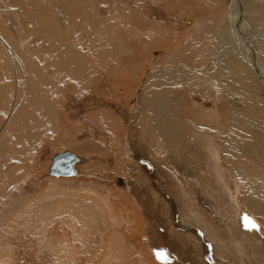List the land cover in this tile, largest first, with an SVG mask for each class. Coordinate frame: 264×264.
<instances>
[{"label": "bare ground", "instance_id": "6f19581e", "mask_svg": "<svg viewBox=\"0 0 264 264\" xmlns=\"http://www.w3.org/2000/svg\"><path fill=\"white\" fill-rule=\"evenodd\" d=\"M43 1L47 2L48 0H41V2L39 1V4H36L35 0H10V2H6L7 5L5 6L11 4L13 6L12 9L15 11L12 10L11 12V9L8 7H4V5L2 6L4 8L0 9L1 20L8 26L6 28L8 33L6 32V30L0 27V41L2 42L0 44V183L2 184V187L0 188V196L4 200L8 199L11 196L18 195L22 190L20 188V184L23 181H30L29 179H33L35 176H38L39 172L33 176L32 170L29 168V166L32 164L31 167H34L35 165L36 170L38 162L36 161L37 157H35V154L29 156L28 158L26 157L25 154L29 152V148L30 150H36L37 148H44L47 145H53L57 146L60 149L70 148L71 150L75 151L81 149V146L77 143V140H80L81 138L82 131L80 130L82 129L79 130V125V128L69 126V123L67 122L69 114H67V116H64L61 112V106H65L66 102V100L63 99V93L68 94L73 92L74 90L78 92L77 89L83 90L84 88V90L87 91L86 88L88 87V85H92L93 88H91L93 90L95 89V86L98 87L99 83L97 82L100 81L99 76L101 75V73L103 74L106 71H101L99 69V72L96 73L97 77L95 75L93 76L94 70H92L91 67H93L94 64H90L89 60H98L100 63L105 62L103 65L108 63L109 60L107 55L95 53V51L101 52L102 50H104L103 41L109 38V36L112 38L116 37L117 39L124 37V35L126 34L125 30L123 32L120 31L118 34H116L113 30V27H110L109 25L110 23L115 25L122 21L124 22V25L125 23L129 25L128 19L123 17V11L122 13L119 12L118 7L120 5H125L126 8L131 7L132 9V6H130L131 0H129V2H120L119 0H61V5L56 4L53 7V14H55V12L58 10L64 12L65 16L70 19L69 23H65L63 26L62 20L60 21L61 23L59 22L60 24H57L55 20L53 21V18L50 16V6L48 5V7L47 5H45L47 3H44L43 6ZM117 1H119L120 3H117ZM214 1L215 0H207L208 8L212 5V8L215 9V5L212 4ZM233 1L234 5L237 4V9H233L234 11L228 18L229 36H216V34H220V32L217 30L215 32L216 28L213 26L214 24L211 26H207L208 24H210V22L205 19H201L199 21L196 20L197 22L194 21L196 23V27H200L201 31L205 32L204 34H207L212 39H214V37L216 36L219 45H221L215 49L216 52L213 51V54L210 53V58H205L203 61L202 59H200L201 57H199V55H190V58L188 59L187 51L189 49H187V47L186 50L180 47L181 51H179V49L175 50L178 46L175 47V49H168L167 52L166 49L163 51L160 50L162 55H159L156 58H152V63L159 61L160 64H162L163 68H161V71L157 69L159 72L157 71L156 73H154L153 70L150 71L154 74H149V88L147 86V88H145L143 92H141L142 90L140 91V94L143 98L137 96L139 97L137 98V101L135 99L136 102L133 101L134 104H132V102L130 105H128V107L125 106L127 105L126 100L128 101V99L126 98L127 96L124 97V95L122 94V98H119V94H116L120 93L121 87L117 86L116 83L113 82H111L113 84H111L110 86H113L112 94L116 96L117 101L121 103V106H118L120 108H122L123 106L127 108L123 111V116L128 112L141 114V110H147L148 116L150 114L149 118L151 120V128H148L150 136L154 138V141L157 140V142H162L163 147L167 151L166 153L169 154L168 157H175V159L178 160L177 162L175 160L173 161L174 164L175 162L177 163L176 166L182 173L186 170L187 172L192 173L191 175H196L193 174L196 169L198 170L199 174L200 170H203V174L207 170L210 173L211 177L215 175L219 177V179L224 180V182L221 185L218 184L217 187L220 189L221 193L224 192L225 198L227 199L228 203L232 208L235 209L234 213L237 215V219H235V221H237L238 224L237 230L243 233V236L250 242V245H252V250L245 252L243 251V249L241 250L240 246L238 248L236 244H233V251L230 252L228 251L227 247L223 245L224 242L221 239L222 237H218L211 230L204 231L198 228V233L200 232L201 235H204V237L206 236L207 238L208 236L211 237L212 241H210V244L216 247L219 251H222L223 254L226 253L227 260L220 261L225 262V264H264V233H262L261 229H258L259 227L256 231L252 228H249L244 220V216L246 217V214H244V212H240L243 209L250 211L251 209H253L255 211L253 213L256 215V219L264 227V222H262V220L264 219H260L261 215L264 216V60L261 56L264 55V0H250L246 5H244V0H242L241 2L240 0ZM51 3L53 2L51 1ZM247 7L248 9H246ZM103 11L109 12H106V14L108 15L104 17L102 14ZM131 11H133V9ZM21 12H23L22 17H16L19 13L21 15ZM13 14L15 16H13ZM142 15L144 16V14ZM215 17H218V15H215ZM214 18L209 19L213 20ZM18 20H21L22 22L25 21L24 24H27L28 27H21ZM46 20L48 22H46ZM204 21L208 23H205ZM79 22H83L84 25L87 26L83 33H79L76 30L78 28ZM192 22H187V25H192ZM62 27L64 28V30L62 29ZM23 29H26L25 33L29 34V41L22 40L21 34H23ZM144 29H146V27H144ZM90 31L91 33L97 34L98 37L89 36L88 33H90ZM162 34L160 35L162 36ZM165 34L164 36H166ZM41 40L45 41L50 49H48L47 51H42V54H45L44 57H42V54L39 55L34 51L35 47L39 43L38 41ZM119 42L120 39L117 41V44ZM48 43H51V46ZM18 46L22 47L21 49L25 51V54L31 53L30 56H25L22 52L19 53ZM146 47L148 48V46ZM203 49V47L201 49H198L199 52L196 53H202ZM4 50L10 55V60L8 58L6 59ZM207 51L211 52V50L208 49ZM17 53H19V58L17 57L18 55H16ZM208 54L209 53L207 52L206 55L208 56ZM27 57H29L31 60ZM8 61L12 63V67L7 70L6 68L9 67ZM88 90H90V88H88ZM96 91L97 90L95 89L93 93H95ZM73 93H71L72 96L75 95ZM71 94L69 95L71 96ZM56 98H58V101L55 100ZM186 98H190L192 103V106L189 108V112L194 114L192 119L176 117L174 115V112H185V115L188 113L187 109L180 104ZM98 111L91 112L87 109L85 115L88 122L92 124L95 123L98 126V131H96L97 133H91L92 137H95L96 139L98 138L97 134L105 133L107 135V131L113 132L115 129H118L120 131L118 127L123 126V116L121 118H118L112 116L111 113H101L100 111ZM56 112L59 116L60 121L54 120V113ZM75 115L77 114H74V116ZM81 115L82 110L79 111L78 117H81ZM191 127H195L200 130V132L206 138L211 140V143L217 141V144H212L210 147L216 153L214 158H216L219 162H212V165H210V160L207 161L198 158L202 157L206 150L202 154L197 147L196 149H194V147L192 148L189 146L192 143L189 133V131L192 130ZM139 130L141 131V134L147 137L146 133L148 131L146 129L145 130L147 132L142 129ZM50 131H52V134ZM134 133L135 132H132L128 135V137L135 140L133 147L128 148V151H130L131 155L133 154V152L135 153V155L137 153H143V151L147 153L146 156L142 159L146 162H142L143 164L139 168L140 172L143 173L146 177H149L150 182L156 180L157 182L155 183H157L156 186L158 190H160L164 194L166 193V195L172 197V199L173 197H176L182 201V199L186 196L184 191L185 189L182 187V183H180L181 180L175 179L174 175H168V172H166V179L169 178V181H163L162 173L164 171V168L160 169L161 166L160 168H157L155 164L156 162L152 163L154 160L150 158L151 156L153 157L155 150L153 151L151 149V151H149L148 149L151 147H148V149H146V147L137 140L140 135L136 137V134ZM109 134L111 135V133ZM52 135L55 138H59V140L54 139ZM84 135L86 134H83V136ZM101 139L98 140L100 141ZM154 141L152 140V143ZM104 142L107 143V141H105V137ZM116 142L117 139L115 137L112 139V141H109V146L113 145L114 147V145H116ZM148 143L151 142L149 141ZM193 143L195 146L197 144V140L195 142L193 141ZM110 148H112V146ZM120 151H122V149ZM120 154L121 153H119V155ZM73 155L78 159V161L74 164L76 174L73 175L77 176L78 171L76 169V166L77 164L81 163L82 160L75 154ZM137 156L139 158L142 157L139 155ZM124 157V160L128 162V168H130V171L133 172L134 166L130 165L132 164L130 163V159L132 158L127 154H125ZM189 158L190 162H188L187 160ZM191 159H193V163ZM159 163H157V165ZM194 165L196 169L194 168ZM211 166H213V170ZM181 168L183 169L181 170ZM130 171H128L129 177L125 179H127V181L129 180L131 185L133 182H135L137 185V182L135 180L137 175L136 173H130ZM127 181H125L124 179L119 180L120 183H118V185L121 187L124 186L125 188L128 187L132 190V192L135 193L133 202L136 206L134 205L135 209L133 210V212L136 213V208H139L138 210H140V206L156 212L155 206L163 205V203H161L160 197H158V194H156V192L159 191L152 190L151 188H141V186L140 188L131 186ZM84 183H82L83 187H85ZM174 188H178L180 193H176L174 191ZM24 190L27 191V193L29 191V189L26 187L24 188ZM82 190L84 191L83 188ZM147 190L148 192H145L146 194H144L143 191ZM78 192L77 194L74 192V195H76L75 198L70 195L71 193H69L70 199H72V201L69 200V203H75L84 207H94L93 204H91L89 201H91L92 203H97V198L89 195H84L86 193L81 194L79 192V194ZM93 193L95 192L93 191ZM197 193H200L198 188ZM95 195L98 196L99 194L95 193ZM142 195H145L146 198H143ZM141 198H143L145 201L143 202V199ZM162 200L165 203L164 197ZM25 201H27V199L23 198V202ZM31 202H28L26 204L30 203V211H33L31 209L33 203ZM35 203L36 202H34V204ZM35 205H33V209L36 212L38 210H35L37 206ZM193 208L195 207H192L190 205L187 207L188 214L184 216L190 218H188V220L186 221L193 223L195 222L196 217V221L198 220L200 224H202V220L197 218V216H199L197 212L196 214L191 215ZM39 212H41V209ZM146 213L150 216L149 212L146 211ZM29 214L26 216L29 217L31 215ZM37 214L34 213V215ZM139 214L141 215V217H145L144 211L140 212ZM60 216L62 215L60 214ZM141 217L139 221L140 223L138 225L142 230H144V222H146V226L148 228V221H143V218ZM31 218L34 217L31 216ZM93 218L94 217L86 220V218L80 217L78 218V220H76L73 215H68V217H63L60 220V224H65V227H68V231H70L69 228L78 227L77 229L72 231L74 233L76 232V230H84L86 228L87 222L91 224V222L96 219ZM130 218L131 216L127 217L128 221L126 219V221H124L130 222L132 224V221L136 219V217L132 221L130 220ZM27 219L24 222L23 220L21 222L19 221V223H21V226L22 223L24 224L26 222L28 226L29 219ZM70 219H72V221ZM64 220H66V222H64ZM116 221L114 222L115 224L111 226H114L113 230H111L112 232L110 231V229L107 230L109 227L105 230L107 233L111 232L110 235H103L104 228L97 232L98 234L100 232L102 233L100 237L98 235L95 236V241L100 240L99 246L97 245L95 250L93 249L94 243L92 242L86 241L84 244H82L83 248L86 245V247L89 246V249L87 248V255H85L88 259V264H134L133 262H135V253L132 252L133 250L131 251V249L133 248L127 247L126 244L122 245V243L125 242H123V240H126L127 238L124 237L122 242H117L118 236L116 234L118 233H116ZM118 221L120 222V219ZM52 222L55 221L52 220ZM63 224L61 226L62 228ZM51 225H53V223H51ZM119 227L120 226H118V228ZM172 227H174V225H172ZM177 228L182 229V226H178ZM91 229L92 228H90L89 230ZM125 229L133 231V229H131V225H127ZM121 231L124 232V229ZM115 235L117 236L116 240ZM118 235L119 237L122 236V234L120 233ZM146 236L148 237H146L145 245L149 246L150 248H152V246H158V250L155 249L156 256L165 253V255H170V257H166L170 258L169 261H167L164 257L160 258L161 262H164L165 264H197L196 262H193L194 260L192 261L191 259H189V256V258L186 257V255L190 253L184 254L182 252H179V248L177 249V247H181L180 245H176L173 248L168 247L169 250H171V252L169 251L168 253L167 246L159 245L158 241L155 239L152 240L151 236L148 234ZM122 237L120 239H122ZM119 242L121 243L119 244ZM152 242H154L155 244H152ZM12 248L11 250H13ZM101 249L104 250V253L102 252V255H100ZM187 249L188 248H186V250ZM41 250L42 249L40 248L39 252H41ZM202 252L204 253V251ZM15 254L19 255L18 252H15ZM137 254L139 264H145L147 261V257L144 258L145 255H143L142 252H139ZM193 254H191V257L194 256ZM197 254L199 256V253ZM70 255H72L70 257H74L73 254ZM63 257L65 258V260L67 259L65 255H62V258ZM5 259H7V256H1L0 264H2L1 262ZM57 259L59 258L57 257ZM61 259H59L58 262L60 264L62 263V261H64H61ZM200 259H202V257ZM200 259L198 260L200 261ZM51 260H53V258ZM213 260L214 258H212V261Z\"/></svg>", "mask_w": 264, "mask_h": 264}, {"label": "rangeland", "instance_id": "374dc122", "mask_svg": "<svg viewBox=\"0 0 264 264\" xmlns=\"http://www.w3.org/2000/svg\"><path fill=\"white\" fill-rule=\"evenodd\" d=\"M39 1L41 2V0ZM39 1L35 0V3L39 4ZM51 1L53 3H51ZM60 1L61 0H48L47 2L43 1L42 4L44 6V3H47L45 5L50 6L48 7H49L50 14H51L50 16L53 18V21L55 20L57 24H60L61 23L60 21L62 20V23L64 26L65 23L68 24L70 21V19L65 16V13L57 10L55 14H53V7L56 4L61 5ZM119 1L129 2V0H119ZM119 1H117V3H120ZM192 1L194 0H144V1L143 0H134V1L131 0L130 6H132L133 11H131L132 10L131 7L126 8L125 5H120L121 7L120 6L118 7L119 12L122 13L123 11L122 13L123 17L128 19L129 25H127L126 23L124 25V22L122 21L115 25L110 23L109 26L113 27V30L116 34H118L120 31L123 32L124 30L126 34L124 35V37L119 38L120 42L118 44H117V41L119 39H117L116 37L112 38L109 36V38L103 41L104 50L101 51L102 53L100 51H95V53L107 55L108 60H109L107 64L103 65L105 62L100 63L98 60L97 61L93 59L89 60L90 64H94L93 67H91L92 70H94L93 76L95 75L97 77L96 73L99 72V69L101 71H106L103 74L101 73V75L99 76L100 81L97 80L98 81L97 83H99L98 87L97 86L94 87L97 91L93 93L95 89L94 90L92 89L93 88L92 85H88V87L86 88L88 92L84 90L85 89L84 88L83 90L77 89L78 92H76V90L73 91L74 93L71 92L75 94L74 96H72L71 93H68V94L63 93V99L66 100V102H65V106H61V112L63 113L64 116H67V114H69L68 120H67V122L69 123V126L76 127V128L80 127L79 130L82 129L80 130L82 131L81 138L80 140L79 139L77 140V143L81 146V149H80L81 151L71 150L70 148L60 149L57 146H53V145H49V146L47 145L44 148H39V149L37 148L38 150L37 149L30 150L29 148V152L25 154L26 157L28 158L29 156L35 154V157H37L36 161H38L36 170H35V165L34 167H31L32 164L29 166V168L32 170L33 176L39 172L38 176H35L33 179H29L30 181H23L20 184V188L22 190L19 192L18 195L11 196L6 200H4L0 196V257L4 255L7 256V259L1 262L2 264H60L58 262H59V259L62 258V255L63 256L65 255L67 259L65 260V258L63 257L64 259L62 258L61 261L62 260L64 261H62L61 264H85V263L88 264L87 262L88 259L86 258L85 255H87L89 246L86 247L87 246L86 245L83 248L82 244H84L86 241L92 242L94 243L93 249L95 250L97 245L99 246V243H100V240L95 241V236L98 235L100 237L102 233L100 232L98 234L97 232H99V230L104 228L103 235L104 234L110 235L112 232L111 230H113V227H114V226L113 227L111 226L114 225L115 224L114 222L116 220L118 221L119 219H120V222L118 221L119 222L118 223L116 221V225H115V227L117 228L116 233L122 234L123 237L122 236L119 237V235L116 234L118 236L117 242L118 241L122 242L124 237L127 238V239L125 238L126 240H123V242L124 241L125 242L122 243V245L126 244L127 247L133 248L131 249V251L133 250L132 252L135 253V256H134L135 262H133L134 264L136 263L139 264L138 254H137L139 252L140 253L142 252V254L145 255L144 258L147 257V261L145 264H165L164 262L160 261L161 260L160 258L170 257L168 253L169 251L171 252V250H169V248L170 247L173 248L176 245L181 246V247H177V249L179 248L178 249L179 252H182L184 254L190 253L186 255V257L189 256L190 258L189 257L188 258L191 259L192 261L194 260L193 262H196L197 264H223V263L225 264V262L220 261V260H227L226 253L223 254L222 251H219L216 247L210 244V241H212L211 237L209 236L208 238L206 236L204 237V235H201L200 232L198 234L199 229H202L204 231L211 230L218 237L220 238L222 237L221 239L224 242L223 245L227 247L228 251L230 252L233 251L232 249L233 244H236L238 248L240 246L241 250L243 249V251L245 252L252 250V245H250V242L243 236V233L237 230L238 224H237V221H235V219H237V215L234 213L235 209L232 208L231 205L228 203L227 199L225 198L224 192L221 193L220 189L217 187V185L218 184L221 185L224 182V180L219 179V177L215 175L211 177L210 173L207 170L204 174L202 173L203 170H200V174H199L198 170L195 168V165H194V168L196 170L193 172V174H196V175H191L192 173H189L186 170L184 172H187V173H184V172L182 173L180 169H178V167L176 166L177 165L176 162L178 160L175 159V157L174 158L168 157L169 154L166 153L167 151L163 147L162 142L158 141L159 142L158 143L157 140L154 141V138L150 136L149 129L151 128V125H150L151 120L149 118L150 114L148 116L147 110H143V111L141 110L140 111L141 114L128 112L127 114H124L123 116V113H124L123 111L126 110L127 108H125L124 106L120 108L118 106L121 103L117 101L116 96L112 94L113 86H110L111 84L116 83L117 86L121 87L120 93H116V94H119V98H122L121 97L122 94L124 95V97L127 96L126 98L128 99V101L126 100L127 105L125 106L128 107V105H130L133 101L136 102L137 98L139 97L143 98L142 95L140 94V91L142 90L141 92H143L145 88H147V86L149 88V83H148V81L150 80L149 74L153 75L154 73L158 71L157 69L161 71V68H163L162 64H160L159 61L152 63L153 61L152 58H156L159 55H162L161 51L166 49V52H167L168 49H172V48L175 49V47L177 46L178 47L175 50L179 49V51H181V48L186 50V47H187V49H189L187 51L188 59L190 58L189 57L190 55H194V56L199 55V57H201L200 59H202L203 61L205 58L207 59L211 57L210 53L213 54V51L216 52L215 49L218 46H221L219 45L216 36H223V35L229 36L228 34V30H229L228 20L229 19L228 18L230 17L231 13L234 11L233 9L235 10L237 9L236 7L237 4L234 5L233 0H215L212 3L215 5V9H213L212 5L211 7L208 8L207 0H195L194 2ZM241 1L242 0H240V2ZM249 1L250 0H244V5L248 4ZM6 2H10V0H3V1L0 0V9H3L4 7H8L11 9L10 11L12 12L13 6L11 4H9L8 6H5L7 5ZM3 5L4 7H2ZM246 9H248V7ZM106 12L107 11L102 12L104 17L108 15L106 14ZM22 13L23 12H21V15L19 13L18 16L16 17H19V18L22 17ZM142 14H144V16ZM212 14H215L216 16L218 15V17H215V15H212ZM13 16L15 15L13 14ZM209 18H214L215 23H214V19L211 20ZM201 19L202 20L205 19L208 22H210V24H208L207 26H211L214 24L213 26L216 28L215 32L217 30L220 32V34L215 33L216 36L214 37V39H212L207 34H204L205 32H202L200 27L199 28L196 27V23H195ZM189 21L190 22L193 21L192 25L190 26L187 25V22ZM18 22L21 27H24V28L28 27L27 24L26 25L24 24L25 21L22 22L21 20H18ZM46 22L48 21L46 20ZM208 22H205V23H208ZM82 23L83 22H79L78 28L76 29L79 33H83L85 31V28H87V26L84 25V23L83 24ZM0 27L4 30H6V28L8 27L7 24L1 20V16H0ZM144 27H146V29H144ZM62 29L64 30L63 27ZM203 31H206V30H203ZM25 32H26V29H23L22 30L23 34H21L22 36L21 35L20 36L23 41H26V40L29 41L30 40L28 39L29 34L28 33L26 34ZM160 34H162V36ZM164 34L166 36H164ZM88 35L91 37H98L97 34L91 33V31L90 33H88ZM190 35H191V38H190ZM38 42H37L38 44L35 47L34 51L35 53H38L39 55H41L42 51H47L49 47L47 43L43 40L38 41ZM1 43L2 42L0 41V44ZM44 44L46 47L44 46ZM48 44L51 46V43H48ZM146 46H148V48ZM202 47L204 48L203 52L196 53V52H199L198 49H201ZM21 48H22L21 46L18 48L19 53L22 52L25 56H30L31 53L25 54V51ZM207 49L211 50V52L207 51ZM185 50H182V51H185ZM207 52L209 53L208 56L206 55ZM4 53L6 55V59L8 58L10 60V55L5 50H4ZM19 53L16 54L18 55L17 56L18 58H19ZM44 56L45 54H42V57ZM261 56H262V59L264 60V55H261ZM27 58L30 59L29 57ZM8 64H9V67L6 68L7 70L12 67V63L8 61ZM152 70L154 73L150 72ZM110 72H112L113 74ZM88 88H90V90H88ZM69 94H71V96ZM55 100L58 101V98H56ZM134 102L132 104H134ZM180 104L187 109L188 113L185 115V112L176 113L173 111L174 115L176 117L192 119L194 114L189 112V108L192 106L190 98L184 99V101ZM87 109L88 111H91V112H95V111L97 112L98 110L101 113L108 112V113H111L112 116H115L118 118H121L123 116L122 118L123 126L118 127L121 132L118 129H115L113 132L107 131L106 132L107 135L105 133L97 134L98 138L96 139L95 137H92L91 133H94V132L97 133L96 131H98V126L95 123L92 124L86 120L85 115H86ZM81 110H82V115L81 117L80 116L78 117V113ZM74 114H77V115L74 116ZM54 120H59V116L57 112L54 113ZM143 122L145 123V126ZM139 129H142L144 131L147 130L148 131V132L146 131L148 133V134L146 133L147 137L141 134L140 133L141 131ZM191 129L193 131L190 130L189 133L191 136L190 139L192 140V143L189 146L192 148L194 147V149H196L197 147L201 151L202 154L206 150L204 155L198 158L204 159L207 161L210 160V165H212V162H219L216 158H214L216 153L210 147L212 144H217V141H214V143H211V140L206 138L200 132V130H198L195 127H191ZM90 131H93V132H90ZM50 132L52 134V131ZM132 132H135L134 134H136L135 135L136 137L140 135L137 140L141 144H143L146 147V149H148V147H151L148 149L149 151H151V149L153 151L155 150L153 157L151 156L150 158L154 160V161L152 160L153 161L152 163L156 162L155 164L157 168H160V166H161L160 169L164 168L163 169L164 171L162 173L163 181L165 180L169 181V178L166 179V172H168L167 173L168 175H172V176L174 175L175 179L181 180L180 183H182V187L185 189L184 191H185V196H186L185 198L182 199V201L176 197H173L172 199V197H169L168 195H166V193L164 194L163 192L158 190L156 186L157 183H155L157 181L154 180L150 182L149 177H146L143 173L140 172L139 168L142 166L144 162H146V161H143L142 159L146 156L147 153L143 151V153H137L136 155L133 152L134 156L133 154L132 155L130 154V151H128V148L133 147V144L135 143V140L133 138L128 137V135ZM109 133H111V135ZM83 134H86V135L83 136ZM52 137L54 136L52 135ZM82 137H85V138H82ZM104 137L107 143L104 142ZM115 137L117 139L116 145H114V147L113 145L109 146L110 144L109 141H112V139ZM54 139L59 140V138H55V137ZM98 139H101L102 141L101 140L99 141ZM152 140L154 141L153 143H152ZM196 140H197V144L194 146L193 141L195 142ZM149 141L151 143H148ZM120 144L122 148L120 147ZM111 146L112 148H110ZM121 149L122 151H120ZM66 151H69L75 154L78 158L82 160V162L77 164L76 166L78 175L73 176V177L51 176L49 173H50V166L52 164L53 158L59 153H63ZM119 153L121 154L119 155ZM116 154L119 156H117ZM125 154L129 155L132 158L130 159L131 161L130 160L129 161L130 163H132L130 165L134 166L133 172H131L130 171L131 169L128 168L127 166L128 162L124 160ZM137 155L142 156V157L139 158ZM173 160L176 161L175 164ZM187 160L188 162H190L189 161L190 158ZM191 160L193 163L194 162L193 159ZM157 163L159 164L157 165ZM211 168L212 170L214 169L213 166H211ZM182 169L183 168H181V170ZM127 170L130 171V173H133V174L136 173L137 176L135 180L137 182V185L135 182H133L131 185L129 180L127 181V179H125L129 177L128 176L129 172ZM122 179L127 181L131 186H135L138 188H140L141 186V188L142 187L147 188V189L151 188L152 190L159 191L160 193L156 192V194H158V197H160L161 203H163V205L155 206L156 212L151 211L141 206H140V210H138L139 208L138 209L136 208V213L133 212V210L135 209L134 208L135 204L133 202V199L135 198V193L132 192V190L129 189L128 187L125 188L124 186L121 187L118 185V183H120L119 180H122ZM82 183H84L85 187L82 186ZM1 187H2V184L0 183V188ZM25 187L29 189L28 193L27 191L24 190ZM82 188L84 189V191L82 190ZM197 188L199 189L200 193H197ZM78 191L81 194L86 193L84 195H89V196L97 198L98 200L97 203L95 202L92 203L91 201H89L91 204H93L94 207H84L82 205H78L75 203H69L70 201H72V199H70V195L75 198L76 195H74V192L77 194ZM93 191L99 195L96 196L95 193H93ZM174 191L176 193H180L178 188H174ZM63 192H64V195H63ZM143 192L144 194H146L148 190L143 191ZM69 193L71 194L69 195ZM142 196L143 198H146L145 195H142ZM163 197H164L165 203L162 200ZM23 198L27 199L28 202L32 201L31 203L33 204L31 206V209L33 211H30L29 205L31 204L30 203L26 204L28 203L27 201L23 202ZM144 201L145 200L143 199V202ZM34 202H36L35 204L37 206L34 204ZM33 205L36 206L35 210H38L36 211L37 213L41 209V212L38 213L39 215L34 211ZM189 205L192 207H195L193 208L191 215H194L197 212L199 214L197 218L202 220L203 225L200 224L198 220L196 221L195 216H194L195 222L190 223L188 221L189 222L188 223L186 221L188 220V218H190V217H185L188 214L187 207ZM142 211L145 212V217H141V215L139 214ZM146 211L150 213V216L146 213ZM240 212H244V214H246V217L244 216V220L247 223V226L249 228H252L255 231L258 229H261L262 233H264V229H263L264 227L256 219V215L253 213L255 211L253 209H251V211L243 209ZM34 213L37 215H34ZM28 214L30 215L29 217L26 216ZM60 214L62 216H60ZM68 215H73L76 218V220H78V218L80 217H84L86 218V220L92 217H94L93 219L95 218L96 219L93 221L94 223L91 222L90 224L89 222H87L86 228L84 230H76V232L73 233L72 231L77 229L78 227L69 228L70 231H68L67 230L68 227L66 228L65 224L62 223L63 228L61 227L62 224H60V220L63 217L64 218L68 217ZM31 216L34 218H31ZM130 216H131L130 218L131 221L136 217V219L132 221V224L130 222H125L127 220V217H130ZM23 217H25L26 219L27 218L29 219L28 226H27V222L24 224L22 223V226H21V223H19V221L21 222L23 219H25ZM120 217L121 218L123 217L122 220ZM140 217L143 218V221L144 220L148 221L147 222L148 228L146 226V222H144V226H145L143 228L144 230H142L139 227L138 224L140 223L139 222ZM260 217H261L260 218L261 220L264 219V216L261 215ZM25 220H23V222ZM52 220L55 222H52ZM70 220L72 221V219ZM64 222H66V220H64ZM262 222H264V220H262ZM51 223H53V225H51ZM126 223H130V224H126ZM127 225H131V229H133L134 232L126 230L127 228L125 229V227ZM172 225H174V227H172ZM118 226H120L119 227L120 229L118 228ZM178 226H182V229L180 228L178 229L177 228ZM90 228L94 230L92 229L89 230ZM106 229L107 230L110 229L111 232L108 231L109 233H107L105 231ZM123 229H124V232L121 231ZM130 232H132L133 234ZM147 234L151 236L152 240L154 239L157 240L159 245L167 246L168 255H165L166 253L158 255L159 256V259H158V256H156L155 254V249L158 250L157 248L158 246L157 247L152 246V248H150L149 246L145 245L146 237H148L146 236ZM116 235H115V240L117 237ZM121 237L122 239H120ZM121 242H119V244ZM152 244H155V243L152 242ZM39 247L42 249L41 252H39V249H40ZM11 248L13 250H11ZM186 248L188 249L186 250ZM202 251H204V253ZM15 252H18L19 255H16ZM47 252H49L50 254L52 253L53 255L51 254L52 255L51 256ZM102 252L104 253V250L101 249L100 255H102ZM153 253L155 254V256ZM197 253H199V256ZM70 254H73L74 257H70L72 256ZM191 254H193L194 256L191 257ZM46 256L49 260L46 258ZM57 257L59 259H57ZM199 257L200 258L202 257V259H200ZM52 258L53 260H51ZM212 258H214L213 261H212ZM198 259H200V261L202 262H200Z\"/></svg>", "mask_w": 264, "mask_h": 264}, {"label": "water", "instance_id": "95a60500", "mask_svg": "<svg viewBox=\"0 0 264 264\" xmlns=\"http://www.w3.org/2000/svg\"><path fill=\"white\" fill-rule=\"evenodd\" d=\"M77 161L78 159L70 152L60 153L53 158L52 164L50 166L49 174L51 176H57V177L73 176L74 174H76L74 164ZM165 259L169 261L170 258H165Z\"/></svg>", "mask_w": 264, "mask_h": 264}]
</instances>
